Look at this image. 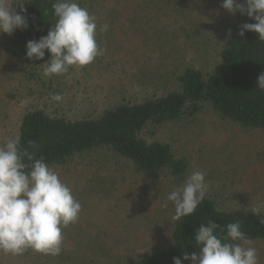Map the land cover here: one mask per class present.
I'll return each mask as SVG.
<instances>
[{"label":"rangeland","instance_id":"374dc122","mask_svg":"<svg viewBox=\"0 0 264 264\" xmlns=\"http://www.w3.org/2000/svg\"><path fill=\"white\" fill-rule=\"evenodd\" d=\"M97 9V25H110L107 33L97 29L104 54L63 75L44 78L43 65L14 55L8 34H0V145L18 137L22 117L33 109L77 118L96 115L91 104L118 102L128 90L137 93L140 77H149L146 91L154 93L163 85L151 79L170 71L175 60L210 63L232 19L222 3L212 0H103ZM54 94L62 99L54 101ZM159 134L189 158L188 176L194 170L206 173V196L220 208L247 205L264 211V131L203 112L166 125ZM52 169L82 204L79 220L63 230L61 257L29 249L34 255L0 254V264H130L170 242L174 205L163 204L184 183L168 177L138 184L125 161L105 150ZM95 184L99 187L92 193ZM251 246L264 264V241Z\"/></svg>","mask_w":264,"mask_h":264},{"label":"trees","instance_id":"16d2710c","mask_svg":"<svg viewBox=\"0 0 264 264\" xmlns=\"http://www.w3.org/2000/svg\"><path fill=\"white\" fill-rule=\"evenodd\" d=\"M212 1L223 3V0ZM25 2L30 26L8 34V41L14 55L38 66L46 62L50 54L46 50L44 60H28L26 42L47 35L55 23L52 14L55 0ZM77 2L96 16L100 11L97 5L101 6L103 0L100 4L99 0ZM147 2L143 0V4ZM14 8L19 11L18 5L14 4ZM231 14L227 28L218 37V48L213 51L215 55L210 63L197 58L175 60L170 71H161L151 79L163 85L154 88V93L146 91L149 77L144 81L140 77L142 87L137 93L129 94L128 90L118 102L91 104L96 115L77 118L59 110L58 114L42 109L28 111L19 126V146L28 149L35 158L43 157L51 168L65 166L87 153L110 151L125 161L138 184L141 180L168 177L183 184L190 160L161 139L160 130L166 125L207 112L242 128L264 131V92L255 88L259 74L264 72V42L259 41L257 33L245 31L244 36H240L241 25L255 21L239 12ZM98 187L99 184L92 186L91 192ZM254 210L247 205L222 209L205 195L191 216L174 222L169 243L130 264H173V257H180L182 264H191L190 260H183V255L199 252L194 241L196 229L209 220L219 225L217 235H226V225L240 221L241 230L251 242L264 241V224L260 223L264 211L254 214ZM26 252L22 255H34L32 251Z\"/></svg>","mask_w":264,"mask_h":264},{"label":"clouds","instance_id":"9594fccd","mask_svg":"<svg viewBox=\"0 0 264 264\" xmlns=\"http://www.w3.org/2000/svg\"><path fill=\"white\" fill-rule=\"evenodd\" d=\"M25 3L0 0V34L11 35L17 29L29 28ZM222 7L255 21L242 24L240 36L249 31L264 42V0H223ZM52 14L55 23L47 35L26 42L28 60H44L46 50L50 54L42 64L44 78L66 74L72 67L83 68L104 54L105 49L97 42V29L107 33L109 24L98 26L96 18L77 0H55ZM255 88L264 92V72L259 74ZM52 99L60 101L62 96L54 94ZM207 191L206 173L194 170L182 187L166 197L163 207H168V202L174 205L171 221L191 216ZM81 211L82 204L72 189L43 157L35 158L19 146L15 137L0 145V254L18 256L30 249L52 257L61 255L63 230L79 220ZM258 211L254 210V214ZM260 223L264 224V218ZM218 227L212 220L201 224L194 237L199 252L184 253L183 260L191 264H260L257 249L241 230L240 221L228 223L226 235H217ZM173 264H182L181 258L173 257Z\"/></svg>","mask_w":264,"mask_h":264}]
</instances>
